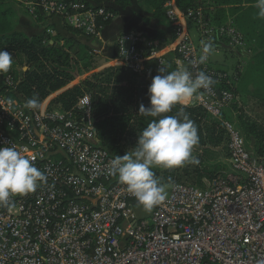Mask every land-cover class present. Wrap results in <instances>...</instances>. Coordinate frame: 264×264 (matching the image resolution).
<instances>
[{
    "label": "built area",
    "instance_id": "built-area-1",
    "mask_svg": "<svg viewBox=\"0 0 264 264\" xmlns=\"http://www.w3.org/2000/svg\"><path fill=\"white\" fill-rule=\"evenodd\" d=\"M83 1L22 4L34 20L59 18L84 37L100 39V22H113L117 15ZM165 15L177 68L193 76L204 71L216 81L187 106L201 107L222 123L229 138V170L205 180L204 189L174 185L165 201L143 215L125 186L108 174L114 156L100 145L90 95L70 110L54 104V95L39 110H28L15 95L12 75L0 74V147L34 157L48 177L35 192L14 197L13 207H0V264H264V161L246 149L241 131L223 118L239 101L234 92L217 88L224 81L230 85L232 74L213 67L210 56L199 63L203 44L212 38L236 51H245L247 42L232 21L212 24L205 8L185 13L177 0H168ZM194 27L200 47L190 35ZM118 42L122 67L144 77L156 47L133 33ZM162 67L164 57L158 58L157 72Z\"/></svg>",
    "mask_w": 264,
    "mask_h": 264
},
{
    "label": "trees",
    "instance_id": "trees-1",
    "mask_svg": "<svg viewBox=\"0 0 264 264\" xmlns=\"http://www.w3.org/2000/svg\"><path fill=\"white\" fill-rule=\"evenodd\" d=\"M23 1L25 0H0V50H6L13 55V64L6 74L12 75L18 84L16 97L25 102L36 95L42 104L50 96L65 89L83 75L94 71L96 60L89 47L74 39L60 45L57 37L48 33L53 26L48 25V21L43 16L32 20L44 28L41 36L30 37L24 33L20 27L19 14L23 12L24 15L29 17L30 15L25 10ZM167 1L137 0V4L142 10L151 11L155 18L169 25L165 15ZM83 2L97 9L103 7L116 15L118 12L112 5L125 9L131 4L130 0H95L92 4L85 0ZM255 3L256 0H177L181 11L186 13L192 9L205 8L207 19L212 24L222 25L232 21L243 34L247 49L252 52L250 66L244 73H241L239 68H235L229 79L231 84L228 85L224 81L217 88L220 91H232L239 96V101L223 112V118L232 121L249 141L255 140L252 154L258 160L264 161V126L246 114L240 102L241 93L252 96V92H248L250 84L254 86L255 94L252 96L254 100L264 101V19L257 18L258 9ZM111 23L112 21L100 22L103 28ZM73 33L81 34L74 29ZM161 35L164 36L159 34L157 39ZM209 42L215 48L226 46L225 41L216 38L210 39ZM237 52L241 51L237 50ZM176 58H178L176 52L169 60L165 58L166 69L169 72L172 71V62ZM146 67L144 77L136 75L126 67H112L99 73H92L89 77L87 76V79L56 96L53 102L62 110H70L75 107L81 97L90 95L97 119L96 126L101 147L108 150L114 157L123 156L128 152L125 143L127 136L131 133L138 136L153 119L140 115L139 107L141 104L146 108L150 107L149 79L159 74L156 71L158 61L149 60ZM218 69L230 74L227 70L225 72L221 68ZM181 107H184L190 119L195 122L199 135L198 146H202L201 152L198 151L201 153L197 157L199 164L193 171L189 169L184 171L191 182L181 184L204 189L205 180H213L227 171L222 163L210 164L209 160L216 150L206 141L210 139L211 134H214V130L220 129L221 134L225 131L222 123L209 116L201 107L176 105L169 115H175ZM204 129L209 130V133L205 134ZM153 170L159 176V169Z\"/></svg>",
    "mask_w": 264,
    "mask_h": 264
},
{
    "label": "clouds",
    "instance_id": "clouds-1",
    "mask_svg": "<svg viewBox=\"0 0 264 264\" xmlns=\"http://www.w3.org/2000/svg\"><path fill=\"white\" fill-rule=\"evenodd\" d=\"M257 18L264 19V0H256ZM214 45L203 44L199 63L204 64ZM13 64V55L0 50V74L8 73ZM148 88L150 107L143 104L139 114L152 117L151 122L138 135L136 146L123 156H115L110 161L108 174L117 178L119 184L137 201L147 213L167 199L168 191L174 186L171 177L167 183L153 171L154 168L171 170L198 165L193 151L199 144L198 129L184 107L175 115H169L176 105L187 106L193 100H199L203 91L211 89L216 83L204 71L195 76L184 67L167 71L159 70ZM28 110H39L41 101L34 95L23 105ZM30 158L14 147H0V207L14 206V197L35 192L47 183V175L39 170Z\"/></svg>",
    "mask_w": 264,
    "mask_h": 264
},
{
    "label": "crops",
    "instance_id": "crops-1",
    "mask_svg": "<svg viewBox=\"0 0 264 264\" xmlns=\"http://www.w3.org/2000/svg\"><path fill=\"white\" fill-rule=\"evenodd\" d=\"M85 1L91 4L95 2V0ZM130 2V6L125 9H121L116 5H112V7H114L118 12L117 17L110 25L102 29L100 39L91 40L81 34L73 33V29L67 26L59 18H52L48 25L53 26L52 29L55 33L54 36L57 37V41L60 45H64L67 40L74 39L78 43L89 47L95 55L96 67L94 71L96 73L102 72L112 67H122L121 61L118 59V41L123 35L128 33L138 35L141 37V39H143L142 43H152L153 46L156 47L157 54L155 55V57H153V59L150 60L158 61V58L160 57H167V59L169 60L174 54L172 47L173 35L170 25L162 23L160 20L155 18L151 11L142 10L137 4V0H130ZM19 18L21 29L30 37L41 36L44 33V28L35 24L27 15L19 14ZM159 34H163L164 36L161 35V37L157 39V36H159ZM220 50L226 53H231L233 56H235L237 59L236 63L238 61L241 62V64L236 67L239 68L241 73H244L250 66V59L252 57V52L250 50L246 49L245 51H241V53L246 52L247 55L242 54L240 56L237 54L236 50H233L231 48L223 47L214 49V51L217 52ZM175 60L174 62H172V70L177 69ZM213 65L216 68H224L225 66L219 62H215L213 63ZM166 70L168 71V69ZM234 71L235 69L232 72ZM158 73L160 74V72ZM250 89L251 91L252 89H254V86H252V84L248 86V92H251ZM248 98L249 99L244 96V100H247L244 103L242 102V99L240 101L241 103H243L242 108L244 109L245 113L253 118L258 116L259 119L263 118L264 120V101L261 99H253V102H250V95L248 96Z\"/></svg>",
    "mask_w": 264,
    "mask_h": 264
},
{
    "label": "rangeland",
    "instance_id": "rangeland-1",
    "mask_svg": "<svg viewBox=\"0 0 264 264\" xmlns=\"http://www.w3.org/2000/svg\"><path fill=\"white\" fill-rule=\"evenodd\" d=\"M20 14L24 15L23 12H21ZM29 17V16H28ZM236 18V17H235ZM32 20H34L32 18ZM191 38L193 39L194 43L196 44L197 47L201 46V40H200V35L197 31V29L194 27L191 29L190 32ZM29 36V35H28ZM237 59L235 56H233L231 53H226L224 51H213L210 55V64L215 67L213 65V63L215 62H219L222 63V65H225L224 68H221L223 70H227L232 74V71L239 65L241 64L240 61H238L236 63ZM92 73H96L95 71H92L89 74H85L82 77H80L79 79H77L75 82H73L72 84H70L68 87H66L65 89L60 90L58 93H56L53 97L57 96L58 94L63 93L64 91L72 88L73 86L77 85L79 82L87 79V76L89 77V75H91ZM244 90H242L243 92ZM251 91V89H250ZM246 92V90H245ZM252 96L255 94V90L252 89ZM244 96L248 98V93H241L240 94V99H242V102L244 103L246 100H244ZM252 96L251 97V101L254 99ZM52 97V98H53ZM50 98V97H49ZM241 103V104H243ZM256 120L259 121V124L264 126V120L259 119L258 116L255 117ZM254 118V119H255ZM212 125V124H211ZM212 129H214V127H211ZM210 129V128H209ZM205 131V129H204ZM209 133V130L205 131V134ZM213 135H210V139H206V141L208 142V145L213 146L215 151V154H213L211 157V159L209 160L211 165H215L217 163H222L223 165L226 166V170H228L230 168V152H229V148H228V144H229V138L227 136V134L224 132V134L220 133V129L214 130L213 131ZM206 138V137H205ZM244 138V142H245V146L246 149L248 151H250L251 153H253V149L255 148V140L252 139V141H249L245 135H243ZM216 140L214 142V140ZM137 140H138V136L135 133H131L129 136H127V139L125 141L126 143V148L128 151H131L137 144ZM213 140V141H212ZM216 145V146H215ZM200 149H202V146H196L194 151H193V155L195 156H199L201 153ZM199 151V152H198ZM196 165H186L185 167L182 168H177V169H171V170H164V169H160V168H154V169H159V176L161 178V182L162 183H167L168 182V178L171 177V179L174 181V185L176 184H181V183H185L188 184L189 182V178L185 175V172L187 169H189L190 171H193L195 169ZM154 171V170H153ZM155 172V171H154ZM156 173V172H155ZM170 190V189H169ZM169 194V191H168ZM147 214H151V213H147V212H143V215H147Z\"/></svg>",
    "mask_w": 264,
    "mask_h": 264
},
{
    "label": "water",
    "instance_id": "water-1",
    "mask_svg": "<svg viewBox=\"0 0 264 264\" xmlns=\"http://www.w3.org/2000/svg\"><path fill=\"white\" fill-rule=\"evenodd\" d=\"M223 47H225V48H229V47H226V46H223ZM237 54L240 55V56H241L242 54L247 55L246 52H243V53H241V52H237Z\"/></svg>",
    "mask_w": 264,
    "mask_h": 264
}]
</instances>
